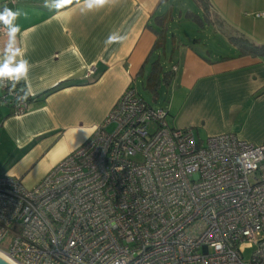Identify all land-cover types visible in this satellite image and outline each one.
Listing matches in <instances>:
<instances>
[{
  "label": "built area",
  "instance_id": "2783aa9c",
  "mask_svg": "<svg viewBox=\"0 0 264 264\" xmlns=\"http://www.w3.org/2000/svg\"><path fill=\"white\" fill-rule=\"evenodd\" d=\"M0 83V104L25 113L34 94ZM166 114L129 85L36 184L0 174V252L16 264H264V145L197 138Z\"/></svg>",
  "mask_w": 264,
  "mask_h": 264
},
{
  "label": "crops",
  "instance_id": "0c3cea01",
  "mask_svg": "<svg viewBox=\"0 0 264 264\" xmlns=\"http://www.w3.org/2000/svg\"><path fill=\"white\" fill-rule=\"evenodd\" d=\"M56 2L0 0L3 8L26 13L15 21L14 47L21 52L17 61L29 63L19 81L34 94L21 115L0 104V171L26 187L36 184L88 138L127 86L144 85L155 59L173 72L160 89L163 105H153L167 110L168 125L192 127L201 139L231 132L264 145V57L239 54L232 42L227 53L208 43L246 37L264 44V0H209L206 16L192 0H106L91 10L84 0L61 9ZM168 11L164 48L152 51L155 17ZM189 11L202 17L201 26L186 17ZM200 30L205 40L193 34ZM7 44L0 35V63ZM89 66L95 72L86 77Z\"/></svg>",
  "mask_w": 264,
  "mask_h": 264
},
{
  "label": "trees",
  "instance_id": "16d2710c",
  "mask_svg": "<svg viewBox=\"0 0 264 264\" xmlns=\"http://www.w3.org/2000/svg\"><path fill=\"white\" fill-rule=\"evenodd\" d=\"M165 0H162V2ZM195 5H197L202 12L204 13V16L207 15L209 11V0H192ZM171 11L165 12L161 15H158L155 17V23L158 25V29L155 30L157 34V38L154 42L152 51L157 49H163L165 45L166 40V33L168 31V24L171 21ZM186 17L192 19L195 24H198V26H201L203 24V19L201 16L196 15L195 13L189 11L186 14ZM234 46H236L237 50L239 51V54H250L252 56H258V57H264V44H258L255 42H252L248 40L246 37H229ZM151 55V54H150ZM149 57L145 60L144 64L142 65V69L140 70L138 75L143 74V68L144 65L149 61ZM150 68L149 72L145 76L144 79V89L148 91L151 94V99L153 101H157L159 98V91L162 87H167L170 81L173 78V72L172 71H164L163 67L160 65V62L158 59H155L150 62ZM20 85H23L22 82L19 83Z\"/></svg>",
  "mask_w": 264,
  "mask_h": 264
},
{
  "label": "clouds",
  "instance_id": "9594fccd",
  "mask_svg": "<svg viewBox=\"0 0 264 264\" xmlns=\"http://www.w3.org/2000/svg\"><path fill=\"white\" fill-rule=\"evenodd\" d=\"M73 0H57L56 9L64 8L65 6L71 4ZM87 8L91 10L95 6H102L106 3V0H84ZM44 6L49 7L48 0H44ZM26 15L22 10L17 9L13 11L8 7H4L0 11V25H2L7 31L6 35L8 37V44L5 47V52L7 53L6 58L3 60V63H0V80L3 78H8L9 80L19 82L22 77L26 76V73L29 69V63L27 60L21 58L17 61V56L21 55L20 49L14 47L16 42V34L20 31V27L15 21L21 16ZM122 39V38H121ZM116 40V37L109 36L108 42L111 43ZM4 87L0 83V88ZM15 88V83L12 85ZM28 94H25L23 97H18V99H26ZM0 259L8 260L9 257L5 256L3 253H0Z\"/></svg>",
  "mask_w": 264,
  "mask_h": 264
},
{
  "label": "rangeland",
  "instance_id": "374dc122",
  "mask_svg": "<svg viewBox=\"0 0 264 264\" xmlns=\"http://www.w3.org/2000/svg\"><path fill=\"white\" fill-rule=\"evenodd\" d=\"M195 33H196V35H200L203 39L205 38V36H204L205 32L204 31L203 32L201 30L200 31H193L194 35H195ZM229 42H232V41L231 40L229 41L228 39H224L222 41L221 38H218L216 44H213L211 41H208L210 47H214V48L218 49L219 52H222V53H227L229 48L233 47V45L229 44ZM134 87H135L136 91L141 95V97L145 101H147V103H150L151 105H155V106L163 105L162 101H164V99H165V90H160V95H159L160 97L155 102L151 99V94L144 89L141 80H137L134 84ZM200 135L203 136L204 134L200 133ZM0 174H4V173L2 171H0ZM0 247L5 249V247H6L5 243L1 242Z\"/></svg>",
  "mask_w": 264,
  "mask_h": 264
},
{
  "label": "bare ground",
  "instance_id": "6f19581e",
  "mask_svg": "<svg viewBox=\"0 0 264 264\" xmlns=\"http://www.w3.org/2000/svg\"><path fill=\"white\" fill-rule=\"evenodd\" d=\"M2 253V252H0ZM4 254V253H3ZM5 255V254H4ZM6 256V255H5ZM6 262H8L9 264H16L14 261H12L10 258L8 260H5Z\"/></svg>",
  "mask_w": 264,
  "mask_h": 264
},
{
  "label": "water",
  "instance_id": "95a60500",
  "mask_svg": "<svg viewBox=\"0 0 264 264\" xmlns=\"http://www.w3.org/2000/svg\"><path fill=\"white\" fill-rule=\"evenodd\" d=\"M0 264H9L8 262H6L5 260L3 259H0Z\"/></svg>",
  "mask_w": 264,
  "mask_h": 264
}]
</instances>
